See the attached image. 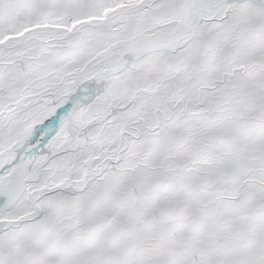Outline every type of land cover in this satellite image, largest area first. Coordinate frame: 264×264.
I'll list each match as a JSON object with an SVG mask.
<instances>
[{
    "label": "snow or ice",
    "instance_id": "6c2138e0",
    "mask_svg": "<svg viewBox=\"0 0 264 264\" xmlns=\"http://www.w3.org/2000/svg\"><path fill=\"white\" fill-rule=\"evenodd\" d=\"M0 264H264V0H0Z\"/></svg>",
    "mask_w": 264,
    "mask_h": 264
}]
</instances>
